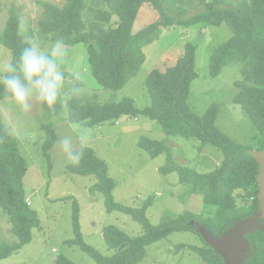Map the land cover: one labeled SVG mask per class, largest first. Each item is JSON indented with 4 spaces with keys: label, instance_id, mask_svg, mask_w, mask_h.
Returning a JSON list of instances; mask_svg holds the SVG:
<instances>
[{
    "label": "trees",
    "instance_id": "obj_1",
    "mask_svg": "<svg viewBox=\"0 0 264 264\" xmlns=\"http://www.w3.org/2000/svg\"><path fill=\"white\" fill-rule=\"evenodd\" d=\"M89 1L67 0L63 7L40 2L43 8L40 32L52 39L63 38L66 44L86 45L95 79L100 86L111 91L121 90L137 75L146 60L144 48L156 42L164 30L179 25L190 27L197 23L220 26L226 22L233 30L234 37L213 54L211 74L220 75L230 63L240 65V78L235 82L238 90L235 103L249 116L257 131L255 141L259 145L258 151H264V0L243 1L236 10H222L216 6V2L194 0L201 3L205 11L185 20L171 14L162 0H92L98 5L96 10L89 7ZM145 5L155 10L159 18L135 33L134 24ZM86 10L94 13L92 22L89 19L86 21ZM15 14L11 15L4 31L0 32V44L12 52L13 59L23 47L22 39L16 32ZM196 54V46L187 44L185 53L173 66L164 71L155 69L149 74L146 88L152 104L144 110L138 109L135 101L130 98H124L118 103L101 104L96 102V97L90 100L86 96L79 105H72L71 119H67L72 124L87 123L90 128H95L104 123L118 122L123 117L144 116L159 123L168 136L196 139L201 143L200 151L212 146L218 148L224 158L216 170L199 173L191 167L177 165L172 148L164 141L142 138L139 147L152 158L167 155V163L160 169L161 173H178L180 183L189 187L192 195L203 197L209 214V217H201L186 212L177 219L153 226L147 217L153 200L149 199L139 208L116 203L113 198L116 182L109 176L107 163L92 148H84L79 162L68 167L69 173L96 177L98 182L92 190L103 193L108 212L118 211L130 216L144 229L142 235L131 237L116 226L106 227L103 231L104 240L115 253L105 257L85 242L81 232L79 205L74 202L75 237L66 244L78 247L97 264H139L146 257L149 246L176 232L197 233V226L200 225L221 237L237 221L249 218L258 211L259 165L248 154L251 149L238 144L219 130L217 105L212 106L203 116L197 115L189 105L191 89L198 76ZM9 99L0 88V102ZM56 118L50 117L48 111L43 109L41 128L46 133L43 155L50 169L52 150L58 141L53 124ZM27 173V161L20 151L18 141L8 125L0 120V208L9 218L11 234L17 238L14 244L0 243V263L31 243L33 229L41 225L37 211L27 201L24 187ZM238 192L243 193L250 205L238 207L235 195ZM242 208L246 212L241 216ZM178 249H189L207 264H225L223 258L206 243L205 247L180 245ZM54 264L76 263L60 255Z\"/></svg>",
    "mask_w": 264,
    "mask_h": 264
},
{
    "label": "rangeland",
    "instance_id": "obj_2",
    "mask_svg": "<svg viewBox=\"0 0 264 264\" xmlns=\"http://www.w3.org/2000/svg\"><path fill=\"white\" fill-rule=\"evenodd\" d=\"M42 1L59 7L67 3V0H0V32L4 31L13 13L23 11L43 42L53 40L51 36L40 32ZM162 1L171 14L181 16L182 20L205 11V7L194 0ZM206 1L216 2V6L222 10H236L243 1L249 0ZM89 7L98 9L92 0L89 1ZM84 17L86 21L92 22L94 13L86 10ZM158 18V13L149 5L143 6L134 24V32L138 33ZM233 37L234 32L226 22L220 26L197 23L190 27L179 25L164 30L156 42L144 48L146 60L137 75L118 91L99 85L84 44H66V67L83 77L88 87L86 96L90 100L96 97V102L106 104L130 98L135 101L138 109L144 110L152 104L146 88L149 74L155 69L164 71L173 66L185 53L186 45L192 44L197 48L198 76L191 89L190 107L197 115L203 116L212 106L217 105L219 130L238 144L258 150L259 145L255 141L257 131L247 113L235 103L238 94L235 82L240 78V65L230 63L220 75L211 74L213 54ZM12 60V52L0 44V74ZM42 116L43 108L38 103H34L30 111H23L11 99L0 102V120L8 125L27 161L28 173L24 179L27 201L37 211L41 222L39 228L33 229L32 242L0 264H54L60 255L67 256L76 264H97L78 247L66 244L75 237L74 202L79 205L81 232L85 242L105 257L115 253L104 240L103 231L106 227L116 226L131 237L142 235L144 229L130 216L118 211L108 212L103 193L92 190L98 182L97 178L71 175L68 167L73 162L57 143L52 150L49 168L43 155L46 133L41 128ZM53 124L58 140L71 137L76 151L92 148L107 163L109 176L116 182L113 191L116 203L139 208L149 199L153 200L147 212L153 226L177 219L186 212L209 217L203 197L192 195L190 188L180 183L178 173H161L160 169L167 163V155L152 158L138 143L142 138L164 141L172 148L177 165L191 167L199 173L212 172L222 165L224 158L218 148L207 146L200 151L201 143L198 140L168 136L159 123L144 116L123 117L118 122L104 123L95 128H90L87 123L72 124L62 117L54 119ZM85 135L87 140L81 143ZM235 195L238 207L250 205L243 193ZM241 210L242 216L246 209ZM16 242L17 238L10 232L9 218L0 208V243ZM180 245L205 247V242L193 231L176 232L149 246L146 257L139 264H207L189 249H178Z\"/></svg>",
    "mask_w": 264,
    "mask_h": 264
},
{
    "label": "clouds",
    "instance_id": "obj_3",
    "mask_svg": "<svg viewBox=\"0 0 264 264\" xmlns=\"http://www.w3.org/2000/svg\"><path fill=\"white\" fill-rule=\"evenodd\" d=\"M15 20L23 47L4 66L0 88L23 111H30L38 103L52 118L71 119L72 105L84 101L88 87L82 76L66 67L65 40L58 37L43 42L23 11L16 12ZM86 140L85 135L81 143ZM57 144L71 162H79L82 152L74 149L71 137H64Z\"/></svg>",
    "mask_w": 264,
    "mask_h": 264
},
{
    "label": "water",
    "instance_id": "obj_4",
    "mask_svg": "<svg viewBox=\"0 0 264 264\" xmlns=\"http://www.w3.org/2000/svg\"><path fill=\"white\" fill-rule=\"evenodd\" d=\"M248 154L259 165L258 185L260 207L257 213L249 218L239 220L223 236H215L207 227L197 226V233L205 243L220 255L225 264H245L250 255V244L246 237L257 230L263 229L264 220V151L251 150ZM194 225L195 223L192 222Z\"/></svg>",
    "mask_w": 264,
    "mask_h": 264
},
{
    "label": "flooded vegetation",
    "instance_id": "obj_5",
    "mask_svg": "<svg viewBox=\"0 0 264 264\" xmlns=\"http://www.w3.org/2000/svg\"><path fill=\"white\" fill-rule=\"evenodd\" d=\"M261 226L263 229L248 234L246 237L250 244V255L245 264H264V220L261 221Z\"/></svg>",
    "mask_w": 264,
    "mask_h": 264
}]
</instances>
